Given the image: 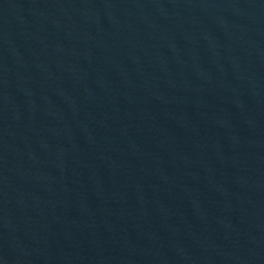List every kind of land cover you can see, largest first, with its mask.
I'll return each instance as SVG.
<instances>
[{"label": "water", "instance_id": "obj_1", "mask_svg": "<svg viewBox=\"0 0 264 264\" xmlns=\"http://www.w3.org/2000/svg\"><path fill=\"white\" fill-rule=\"evenodd\" d=\"M0 264H264V0H0Z\"/></svg>", "mask_w": 264, "mask_h": 264}]
</instances>
